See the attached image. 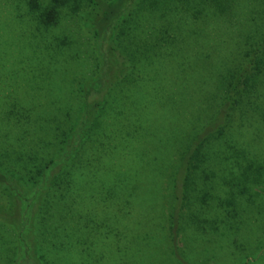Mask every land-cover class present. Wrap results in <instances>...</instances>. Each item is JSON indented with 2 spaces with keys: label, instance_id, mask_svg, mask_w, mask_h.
Segmentation results:
<instances>
[{
  "label": "trees",
  "instance_id": "1",
  "mask_svg": "<svg viewBox=\"0 0 264 264\" xmlns=\"http://www.w3.org/2000/svg\"><path fill=\"white\" fill-rule=\"evenodd\" d=\"M31 5L40 8L39 19L48 28L59 22L64 9L82 13L81 22L93 34L92 51L97 53L93 75L72 91L78 102L63 107L49 102L48 113L36 109L40 132L33 130L28 142L18 139L11 151L3 157L0 153V196L18 201L22 212L13 217L9 211L0 226L13 224L21 230L24 223L36 222L33 247L39 261L45 258L49 234L58 250L99 239L94 230L63 227L78 215L94 222L106 211L97 209L105 196L116 200L141 193L157 203L160 196H169L168 235L176 253L177 238H187L192 230L190 235L198 239L197 233L204 234L199 230L209 228L208 212L195 208L201 203L204 208L213 190L221 186L224 192L236 193L263 182L264 30L250 31L247 48L230 63L222 60L217 78L200 79L194 87L201 99H194L188 84L190 67L180 65V55L192 49L183 44L190 43L187 38L197 42L193 46L208 38L203 25L212 20L218 25L234 12L236 0H52L45 11L39 0ZM140 28L149 36L140 39L144 47L137 43ZM126 37L134 40L131 45ZM51 42L44 62L47 56L50 63L54 51L77 59L71 53L77 42L71 37ZM46 68L40 75L54 70L50 64ZM159 69H164L163 80L156 86ZM140 71L148 78L137 85L135 73ZM210 81L216 83L212 89ZM129 113L139 117L132 121L135 116ZM162 123L166 140L151 141ZM114 141L132 147L148 141L150 152L124 163L125 147ZM138 161L144 166H136ZM238 170L243 173L234 178ZM142 179L147 187L137 192L134 183ZM27 197L30 206L25 207ZM16 260L8 259L9 264Z\"/></svg>",
  "mask_w": 264,
  "mask_h": 264
},
{
  "label": "rangeland",
  "instance_id": "2",
  "mask_svg": "<svg viewBox=\"0 0 264 264\" xmlns=\"http://www.w3.org/2000/svg\"><path fill=\"white\" fill-rule=\"evenodd\" d=\"M33 1L0 0L2 157L12 150L11 144L15 145L18 139L28 142L30 132L33 130L40 132L38 126L40 114L36 109L47 110L48 113L49 102L53 107L78 102L79 97L72 96V91L75 92L78 85H84L90 79L97 58V53L92 51L93 34L81 22L82 13L73 15L71 11L64 9L59 22L48 28L39 19L40 8L32 7ZM39 1L45 11L52 0ZM236 5L234 12L223 17L218 25L214 20L203 25V33L209 36L208 38L201 39L195 46L193 44L197 42L194 43L190 38H187L190 43H183L192 46V49L186 48L185 51L188 52L184 53L185 56L180 55V65H184L183 68L190 67L188 84L194 99L202 98L197 95L200 93L199 89L194 87L201 78L205 76L209 79L217 78L223 61L230 63L231 59H235L247 48L249 43L247 36L250 31L258 28L264 30L263 2L236 0ZM139 32L137 43L144 47L145 43L140 39L149 36L143 28H140ZM65 36L77 42L73 46L77 50L71 49L72 54L76 53L77 59L72 60L54 51L50 63H47L50 58L47 56L44 62L48 43H52L51 40L56 37ZM133 41L126 37L128 45ZM179 45L181 42L177 47ZM49 64L53 65L54 70L47 76L40 75L46 72V66ZM162 70L164 69L155 71L159 72L153 82L156 86L159 85L160 78L163 80ZM147 78L146 72H136L135 80L138 82L135 84L146 83ZM215 85V82L210 81L208 88L212 89ZM192 102L193 100H190L187 106L190 111L194 109ZM197 111L194 110L192 114H196ZM128 115L135 116L130 113ZM137 117L135 116L132 121ZM164 124L158 126V135L151 137V141L166 140L162 136L165 135V130L162 129ZM261 133L264 134V131ZM114 142L125 147L122 149L125 151L124 163L128 162L129 157L133 156L139 160L150 152L148 141L139 145L136 143L134 147L123 145V142L121 144L119 141ZM142 161L145 162V159ZM136 166L140 168L144 165L138 161ZM240 172L243 173L238 170L233 177H237ZM261 172L264 173V170ZM146 183L144 179L137 180L134 183L136 191L143 190L144 185L147 187ZM223 188L218 186L213 190L209 203L204 208H201L203 203L195 208L203 209L201 214L203 211L208 212L207 219L210 224L207 231L199 230L204 234L197 233L198 239L190 235L192 230L186 234L187 238L181 235L177 238L176 253L168 235L167 214L171 202L169 196L166 195L165 198L160 196L157 203L156 198L152 197L151 201L148 195L134 193L125 194L116 200L112 196H105L97 209L106 211L99 212L94 222L81 220L78 215L73 218L70 225L63 227L65 231L71 230L72 227H79L83 232L88 229L94 230V236L97 235L99 239L78 246L70 243L64 249L58 250L53 245L56 239L49 234L44 244L45 258L41 261L38 258L40 254H36L33 247L35 237L38 238L36 226L32 225L36 222L24 223L20 227L21 230L13 224L0 226V264H9L8 259L11 256L17 259L13 264H264V180L259 185L243 187V190L236 193L224 192ZM29 198L27 197L24 202L25 207L30 206L27 202ZM9 211V216L22 215L18 201L7 199L5 195L0 196V223L7 222L4 221L6 218L3 215L6 216ZM27 212L30 220L29 217L33 215L32 208ZM69 216L67 215V218ZM191 228L193 226L188 229ZM55 260L57 261L52 262Z\"/></svg>",
  "mask_w": 264,
  "mask_h": 264
}]
</instances>
